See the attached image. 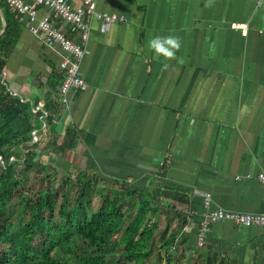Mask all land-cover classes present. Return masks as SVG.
Masks as SVG:
<instances>
[{
  "label": "crops",
  "instance_id": "obj_1",
  "mask_svg": "<svg viewBox=\"0 0 264 264\" xmlns=\"http://www.w3.org/2000/svg\"><path fill=\"white\" fill-rule=\"evenodd\" d=\"M207 3L95 0L97 12L124 21L105 29L89 19L79 67L87 89L61 108L57 124L61 136L68 128L78 133L67 155L77 172L184 193L185 206L178 199L163 205L171 204L172 225L185 207L176 245L197 256L203 253L196 249L200 224L212 211L264 214L258 181L264 173V0ZM46 13L41 8L38 18ZM231 24H246V34ZM168 35L182 41L171 61L147 46ZM64 57L58 46L32 35L24 20L4 69L9 88L36 107L58 101ZM202 247L228 264H257L264 229L215 222Z\"/></svg>",
  "mask_w": 264,
  "mask_h": 264
},
{
  "label": "trees",
  "instance_id": "obj_2",
  "mask_svg": "<svg viewBox=\"0 0 264 264\" xmlns=\"http://www.w3.org/2000/svg\"><path fill=\"white\" fill-rule=\"evenodd\" d=\"M0 8L7 21L0 37V264H113L116 255L113 257L111 253L114 251L112 238L126 222L125 211H136V214L125 230L128 244L123 252H117L120 259L116 264L148 255L155 232L159 230L158 215L168 220L160 234V248L166 256L159 254L158 264H171L175 257H169L168 250L174 247L186 225V216L181 212L185 207L179 210L181 214L177 212L179 218L172 226L170 217L174 216L168 213L171 204L164 207L162 199H178L185 206V194L170 186L139 187L126 181L100 178L98 174L90 175L87 171L77 172L76 165L66 159L75 150L78 133L68 128L64 136L60 135L54 122L59 119L62 108L58 101L49 100L45 104L43 110L47 116L43 121L42 113L33 111L36 104L9 89L4 69L23 22L4 0H0ZM61 80L62 76L60 83ZM42 122L46 124L43 130ZM34 132L38 137L36 143H33ZM42 156H48V164L42 163ZM58 170L67 174L61 181H58ZM35 171L39 175V189L33 190L29 181ZM95 196L100 199L96 210L93 209ZM16 207L27 217V222L13 227L9 214ZM212 250L198 248L203 253L193 264H228L220 256L214 259Z\"/></svg>",
  "mask_w": 264,
  "mask_h": 264
},
{
  "label": "built area",
  "instance_id": "obj_3",
  "mask_svg": "<svg viewBox=\"0 0 264 264\" xmlns=\"http://www.w3.org/2000/svg\"><path fill=\"white\" fill-rule=\"evenodd\" d=\"M4 1L26 18L27 27L32 35L39 37L44 44L59 46L64 52L65 57L59 63L63 76L59 92L65 104L72 99L73 93L86 89L85 81L79 76V66L86 52L83 43L89 36V19L100 21L105 29L117 21H124L123 17L97 12L95 0H80L82 6L78 9L68 0H32L30 4L24 0ZM41 8H45L47 13L38 18ZM231 28L242 30L243 35L247 32L246 24H231ZM69 33L74 34L73 38L67 35ZM36 110L37 108L34 109ZM35 138L38 137L35 135ZM258 181L264 190V173L258 175ZM209 203V197L206 195L204 207L208 208ZM224 221L243 227L264 229V214L214 210L206 215L200 224L201 244L210 230V224Z\"/></svg>",
  "mask_w": 264,
  "mask_h": 264
},
{
  "label": "rangeland",
  "instance_id": "obj_4",
  "mask_svg": "<svg viewBox=\"0 0 264 264\" xmlns=\"http://www.w3.org/2000/svg\"><path fill=\"white\" fill-rule=\"evenodd\" d=\"M6 81L10 85V80L7 79ZM58 129H60V127H58ZM54 159H56V158H54ZM41 160H42V163L48 164L49 158H48V156H42ZM66 160L69 161L71 159L67 158ZM71 161L74 162V160H71ZM38 170L40 171L41 169L39 168ZM58 171L61 172V173L58 172V181L59 180L61 181L62 178L65 177L64 175L66 173H62V171H60V170H58ZM47 172H49V171H47ZM71 175L74 177L73 174H71ZM71 175H70V177L72 178ZM66 176H67V174H66ZM30 177L31 178H30L29 182H30L31 188L33 190L39 189V184L37 182V179L39 177L38 171H35V174L30 176ZM162 200L164 202H167V200L165 198H163ZM93 201H94L93 209L96 210L97 207H99V205H100V199L98 198V196H95ZM59 206H60V199H59L58 205H57L56 210H55V214H54L55 216L58 213ZM175 209H177V207H175ZM11 210H12V208H10L9 212H11ZM13 210L14 211H12L9 214V219H10V222L12 223L13 227H15V225L19 224L20 222H22V223L27 222V217H23L21 215L22 214L21 211L17 207L13 208ZM125 214L127 216L126 222L120 226L119 233L112 238L111 246L113 247L114 251H112L111 253L113 254V257L116 255L112 259L113 264H116L117 261H119V259H120V257L117 255V252L118 253L123 252L126 245L128 244V243L126 244V242H127L126 238L127 237L125 236V230L128 227L130 220H132L133 217L135 216L136 211H125ZM156 221H157V225H158L159 230L157 229L158 231L155 232V235H154V238L152 240V243L150 246L151 248H150L148 255H146L145 258H143V259H136L134 257L127 258L126 260H124V264H136V261H138L139 263L141 262L140 264H158V255L162 254L163 257L166 256L165 251H163L160 248L161 247L160 234H161L162 230H164V227H165L166 223H168V220L164 216L160 217L158 215L156 217ZM170 222H171V220H170ZM173 225H174V223H173ZM134 241H135V239H134ZM179 241L180 240H177L176 242H179ZM176 242L174 244V247H172L168 250L169 251L168 254L170 255L169 257H171V258L175 257V259L172 258L173 260H172L171 264H193V263H197L200 260L199 257L197 255H195L196 252L189 253V250H188L186 253H183L181 248H178L179 245L178 244L176 245ZM202 244L200 241H198L196 249L200 248ZM129 246H131V245H129ZM180 252H182V253H180ZM59 257H62L63 259L66 258V256H64V255L63 256L60 255ZM263 257L264 256H262V255L259 256V258L257 259V264H264V259H262Z\"/></svg>",
  "mask_w": 264,
  "mask_h": 264
},
{
  "label": "clouds",
  "instance_id": "obj_5",
  "mask_svg": "<svg viewBox=\"0 0 264 264\" xmlns=\"http://www.w3.org/2000/svg\"><path fill=\"white\" fill-rule=\"evenodd\" d=\"M211 4L212 0H208L205 6L208 7L211 6ZM147 46L155 56L171 61L177 59L176 54L182 47V41L179 37L173 35L155 36L148 41Z\"/></svg>",
  "mask_w": 264,
  "mask_h": 264
},
{
  "label": "bare ground",
  "instance_id": "obj_6",
  "mask_svg": "<svg viewBox=\"0 0 264 264\" xmlns=\"http://www.w3.org/2000/svg\"><path fill=\"white\" fill-rule=\"evenodd\" d=\"M13 9V8H12ZM14 10V9H13ZM16 13H17V15H19L20 16V19L22 20V22L25 20V22H26V18H24L22 15H20L16 10H14ZM26 27H27V24H26ZM27 29H28V27H27ZM28 31H29V29H28ZM69 37H71V38H73V36H74V34H71V33H69V34H67ZM83 45H84V47H85V44L83 43ZM55 46H57V45H55ZM59 47V46H58ZM60 48V47H59ZM61 49V48H60ZM83 60V59H82ZM82 62V61H81ZM81 64V63H80ZM80 67V66H79ZM59 71H60V69H59ZM61 74H62V72H61ZM4 76H5V74H4ZM79 76H80V74H79ZM81 77V76H80ZM82 78V77H81ZM62 79H63V76H62ZM86 89H87V84H86ZM85 89V90H86ZM85 90H83V91H85ZM83 91H77V92H75V93H73V97H72V99L69 101V103H63L62 102V100H61V95H60V92H59V88H58V103L60 104V106H62V107H68V105H70L71 103H72V101L74 100V98H75V96H76V94L77 93H81V92H83ZM69 96H71V93H70V95ZM37 108V110L36 111H34L35 113L37 112V111H40L41 113H42V115H43V118H42V120L44 121V118L47 116V114H46V112L43 110V108L42 107H36ZM58 121L59 120H55L54 122H55V124L57 125L58 124ZM43 124H42V130L45 128V126H46V124L44 123V122H42ZM37 136V133L36 132H34L33 134H32V137H33V143H36L37 142V139L35 138V135Z\"/></svg>",
  "mask_w": 264,
  "mask_h": 264
},
{
  "label": "water",
  "instance_id": "obj_7",
  "mask_svg": "<svg viewBox=\"0 0 264 264\" xmlns=\"http://www.w3.org/2000/svg\"><path fill=\"white\" fill-rule=\"evenodd\" d=\"M0 19H1V27H0V37H1V35L4 33L7 27V21L5 19L4 13L1 8H0Z\"/></svg>",
  "mask_w": 264,
  "mask_h": 264
}]
</instances>
